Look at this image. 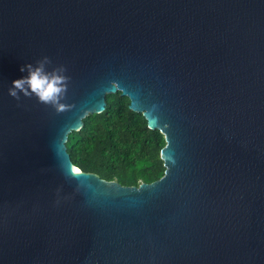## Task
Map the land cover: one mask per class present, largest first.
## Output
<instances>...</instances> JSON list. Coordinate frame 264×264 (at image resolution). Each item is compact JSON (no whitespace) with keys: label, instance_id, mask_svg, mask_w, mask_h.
I'll list each match as a JSON object with an SVG mask.
<instances>
[{"label":"water","instance_id":"95a60500","mask_svg":"<svg viewBox=\"0 0 264 264\" xmlns=\"http://www.w3.org/2000/svg\"><path fill=\"white\" fill-rule=\"evenodd\" d=\"M42 56L69 111L8 95ZM117 91L164 136L150 183L66 150ZM0 264H264V0H0Z\"/></svg>","mask_w":264,"mask_h":264},{"label":"trees","instance_id":"16d2710c","mask_svg":"<svg viewBox=\"0 0 264 264\" xmlns=\"http://www.w3.org/2000/svg\"><path fill=\"white\" fill-rule=\"evenodd\" d=\"M105 101L102 112L85 116L82 127L68 133L65 145L72 163L126 186L160 178L165 170L160 158L164 136L150 129L119 91L106 94Z\"/></svg>","mask_w":264,"mask_h":264},{"label":"clouds","instance_id":"9594fccd","mask_svg":"<svg viewBox=\"0 0 264 264\" xmlns=\"http://www.w3.org/2000/svg\"><path fill=\"white\" fill-rule=\"evenodd\" d=\"M20 72L26 73L13 80L8 95L20 101L21 97L35 98L39 104L51 107L57 114L69 111L72 105L66 103L70 77L62 64L53 65L48 56H42L34 63H25Z\"/></svg>","mask_w":264,"mask_h":264},{"label":"snow or ice","instance_id":"6c2138e0","mask_svg":"<svg viewBox=\"0 0 264 264\" xmlns=\"http://www.w3.org/2000/svg\"><path fill=\"white\" fill-rule=\"evenodd\" d=\"M75 171H79L78 169H76Z\"/></svg>","mask_w":264,"mask_h":264}]
</instances>
